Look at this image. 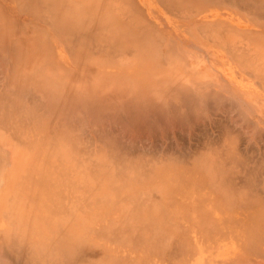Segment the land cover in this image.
I'll use <instances>...</instances> for the list:
<instances>
[{
	"label": "bare ground",
	"instance_id": "bare-ground-1",
	"mask_svg": "<svg viewBox=\"0 0 264 264\" xmlns=\"http://www.w3.org/2000/svg\"><path fill=\"white\" fill-rule=\"evenodd\" d=\"M162 1L171 7L162 5L168 13H174L181 0ZM75 3L0 0V218L8 225L2 231L0 221V264H124L110 260L109 250L96 248L98 242L122 245L142 238L145 245L165 246L146 249L162 253L163 264L170 263L164 257L175 258L172 248L182 242L184 249H176L179 256L180 252L193 254L198 264H254L249 258L239 261L244 253L264 259V186H257L259 180L251 184L249 171H242L248 161L237 155L238 140L229 129L231 124L223 127L228 129L222 143H209L194 152L176 141L133 145L141 139L132 135H140L142 129L151 131L159 121L174 127L200 117L211 108L208 100L221 98L218 92L201 79L187 83L188 76L167 80L146 74L147 69L162 65H180L182 55L147 20L140 23L142 31L130 17L134 11L128 13L119 0H105L106 6L92 8V12L88 8L79 12ZM203 3L231 7L238 16L245 15L264 28V0ZM188 9L182 10L187 14ZM26 16L33 22L26 25ZM232 37V31H226V38ZM258 39L264 45L263 38ZM237 49L232 50L234 54ZM243 49L248 55V46ZM63 51L76 72L59 66ZM129 68L134 76L126 73ZM136 69H143V74L139 70L138 75ZM103 70H113L115 75L106 80ZM152 120L158 121L151 125ZM111 123L121 126L129 138L105 133ZM258 129L254 123V131ZM26 156L34 165H28ZM229 162L242 167L237 172L245 175L243 183L236 181L237 172L234 175L233 168H228ZM167 168L177 173L166 174ZM193 169L200 174L193 172L190 183L186 182L185 171ZM170 176L177 177L173 188L164 183ZM142 183L144 189H138ZM174 196L179 201L175 205L177 228L170 233L160 203L168 204ZM208 196L215 197V203ZM203 198L208 202H202ZM190 199L189 220L180 214L184 215V202ZM233 209L244 213V218L231 219ZM109 212L117 213L113 222H109ZM120 213L127 219L119 220ZM141 215L142 220L135 219ZM182 222L190 226L189 232L183 231ZM69 226L81 232L71 234Z\"/></svg>",
	"mask_w": 264,
	"mask_h": 264
},
{
	"label": "crops",
	"instance_id": "crops-1",
	"mask_svg": "<svg viewBox=\"0 0 264 264\" xmlns=\"http://www.w3.org/2000/svg\"><path fill=\"white\" fill-rule=\"evenodd\" d=\"M56 1L58 3H61V2L63 3V1H69V2L72 1L73 3L76 2L75 4L77 5L82 4L81 6L78 5L77 7H75L76 5L74 4V8H78L79 12L81 9L87 10L86 8H88V10L92 12L94 8H99V7L102 8L106 6L105 0H99L98 5H97L98 0H94L96 2H94L93 0H90L92 2H90L89 0H85L86 2H84V0H80V1L79 0L77 1L76 0H63V1L56 0ZM119 1L121 2V4L124 5V7L126 8L125 10H129V12L127 11L128 13L134 11L132 14L130 13L131 14L130 17H133L134 21H136L138 27H140L142 31H143L142 28H144V26H141V24L144 25L145 24L144 22L147 20V22L150 24L152 23V25H154V27H156L157 30L161 34L170 38L171 40H174L179 48L184 49L190 52L191 54L195 55L197 59L192 64V67L194 70H196L202 75L201 81L203 85H205V83L211 84L212 87H214V89L218 92V95H220L224 99H229L230 101L232 100L233 103L247 104L255 108V112L249 113L248 116L250 120H254L255 122L259 123L258 130H260V132H258V130L256 131L258 132V134L260 133V135H258L257 132L253 131V133H250L249 136H247L248 138L247 143H244L243 141L244 136H242L243 134L241 132L240 126H236L233 124L232 128H229L230 126L228 125L227 127L231 130V133L234 136H238L239 142H238V146L236 147L237 149L236 152H238L239 154L237 153V155H239L240 158H242L241 154L244 155L242 158L243 160L244 159L246 160L247 158L246 161L248 162H245L244 160L245 163H243L244 165H242L243 167L242 171H245V172L249 171L248 172L249 178L250 177L252 178V179L250 178L251 184L256 185V183L259 180L258 182L259 185L257 186H260V184H263L261 186H264V182H263L264 171L261 170L259 173L257 172V175L254 174L256 173L255 170L258 171L264 168V133H263L264 132L263 130L264 129V50H263L264 45H262L260 41L258 42L259 40L258 38H263L264 40V28L256 26L257 24L253 23L252 21L249 20L250 22H248L246 19L240 18L239 16L238 17L237 16L226 17L225 16L226 12L221 10V8L219 7L217 8L214 6L210 7L208 6V4H204V3H203V6H204L203 7L202 6L203 0H200V3L197 2V0H181L182 2L180 1L179 4H177L176 8H173L175 15L172 12L170 13V11H169L170 14L168 13V9H170L171 7L169 5L163 4L164 2L162 0H140V1L139 0H128V1L119 0ZM158 1L160 2L158 3ZM100 3H102L103 6ZM132 3L135 5H133ZM90 4L93 6L89 7L91 6ZM128 5H130L131 7L133 6L135 7L131 8ZM162 5L163 6L165 5L166 8L168 7L169 8L166 10V8L163 7ZM185 6L189 8L187 11V14L183 11ZM4 7L5 9L8 8L7 10H10V8L7 5H5ZM191 9L193 11H191ZM176 12L179 13L178 15L180 17H181V14L184 13L183 14L184 16H182L183 18L176 17L177 15ZM79 16H80V13H79ZM29 20L32 21L31 18H28L27 16L23 18V21L25 22L26 25L29 24L30 22ZM209 26L211 27V29L209 28ZM199 27L200 29H198ZM212 27L214 28L213 30H212ZM202 28H205V30L203 29L204 31L202 32L203 35L201 34ZM207 29L210 31V33L209 31H206ZM221 30H222V34H220ZM226 31H232L233 33L232 39L228 40L226 38ZM205 33L206 34L209 33L210 35L209 34L206 35ZM257 34H259V36ZM254 38H256V41L253 40ZM240 43L241 45H239ZM247 46H248V49H247ZM258 46L259 48L261 47L260 51L259 49H257ZM237 47H239L244 53H242L239 48L238 49L240 50V53H238L239 50L237 49ZM243 47H245L248 50V55L246 54L247 51L245 52V49H243ZM233 49H237V52L235 50L236 52L235 54H234V51H232ZM230 51L233 52L232 53L233 55H230ZM236 55L237 56L240 55L238 57V59L240 58V60H237ZM61 56H62L61 57L62 59L58 60L59 61L58 63L60 64L59 66L64 68V70H66L67 72H76L77 69L75 65L73 64L72 60L69 58V56L66 55L65 53L61 54ZM251 64L253 66V71L249 70L252 67ZM139 70H141V75H142L143 69H136L137 74L139 73ZM126 73L128 75L134 76V70H130V68L126 71ZM261 79L263 80V82ZM139 83L140 82L137 81V84ZM141 83L143 84V81H141ZM231 117L233 118L234 121L241 120L240 116L235 113L234 114L221 113L215 116L214 119L216 120L215 121L216 130L219 133H221V135H225L226 130L228 128L223 130L222 125H220L217 122H220V121L228 122L231 120ZM173 134L177 135V132L174 131ZM185 135L191 136L193 135V133L191 131L190 133L187 131ZM258 160H259L258 162L259 164L263 163L262 164L263 166L260 164L262 168L260 167V165L258 166V163H257ZM229 163L231 164L229 165ZM229 163L227 164V166L229 169L233 168L232 172H234V175L236 174L235 172L237 171L239 172L242 168L238 166L239 170H237L238 167L236 165L238 163H235V162L234 163L229 162ZM250 165H252L253 170H251ZM253 166H257L256 169ZM235 167H236V171L234 170ZM246 167H247V170H244L246 169ZM165 171H166V174H169V175H175V173H177L176 172L177 169L175 168H171V169L167 168L165 169ZM238 172L236 174V181L238 183H243L242 178L245 175L244 176L242 175V177H240L241 175L238 176ZM192 174H193L192 170L185 171L184 180L186 182H189L191 180ZM259 176L261 178H259ZM239 177L241 178V180ZM255 180L257 182H255ZM164 183H167L170 188L171 187L173 188L174 186H176L175 184L177 183V177L170 176L168 178V182L165 181ZM143 186H144L143 183L140 184V186H138V189L143 190L145 187ZM262 198L264 200V196H262ZM209 199L213 201L214 203L216 201L215 197L212 198L210 196ZM204 200L208 202L207 198H203L202 202H205ZM176 202L179 203L176 196H174L173 198L169 199L168 204L166 202L160 203L162 219H165L170 222L169 227H166V229H168L170 233H173V231H175L177 228L176 227L177 226L176 224L177 213L175 210ZM169 204L171 205L168 206ZM191 204H192L191 199L185 200L184 205H183L185 207L183 210L184 215L180 214V217H183L184 219L188 217L189 220L192 218V205ZM218 204H220L221 207L223 206L220 201ZM167 208L168 210H166ZM229 211L227 212L229 213ZM207 212H208V209H207ZM230 213H231L230 215L231 219L240 220V219H243L245 216V215L242 216L244 213L237 212L234 209ZM108 215H109L108 218L110 219L109 222L111 221L113 222L117 218L116 212H109ZM126 219H127V216H125V214L120 213L119 220L124 221ZM135 219L142 220L143 216L141 215L139 218H135ZM131 220H133V218ZM210 222H209V227H214V224L212 225ZM94 226H96V224ZM181 226L184 232H189V229H191L190 226L185 223L181 224ZM131 227H134V225H131ZM203 227L206 228V226H203ZM67 228H69V231L71 232V234H74V235H78L81 232L79 227L69 226ZM98 243H99V246L96 245V248H102V249L109 250L110 260H120L124 264H163L162 262L163 255H161L162 253L160 252L155 253L152 250L151 251L146 250V249L159 250V248L161 247L164 248L165 246L161 245L160 243L158 245H161V246H158L156 244L149 245L148 243L145 245L146 241L144 240V238L139 240V242L137 243L134 241L133 242L127 241L126 243L122 245H117L113 242H105V241L98 242ZM182 244H186V243L182 242ZM182 244H179L180 247L176 246L172 248L175 250L174 252H172V255H173L172 257L173 258L175 257L173 260L170 259L171 256H169V258L164 257L166 260L170 262L167 264H178V263L179 264H198L195 262L197 260H196V257L195 258L193 257L194 256L193 254L191 256L190 255L188 256L187 254L183 255L184 252H180L181 257L179 256V252H177L176 249L177 248L184 249V247L181 246ZM188 244H190L191 246L190 249H191L193 247L192 245L193 242L190 241L188 242ZM175 254L176 255L178 254L177 255L178 258L177 256H175ZM248 257L252 260L251 262H253L254 264L264 263V259L260 257H254V256L252 257L251 255L246 256V253H244L243 256L241 254L239 261H242V260L244 261V259H247ZM204 262H207V258L204 259Z\"/></svg>",
	"mask_w": 264,
	"mask_h": 264
},
{
	"label": "rangeland",
	"instance_id": "rangeland-1",
	"mask_svg": "<svg viewBox=\"0 0 264 264\" xmlns=\"http://www.w3.org/2000/svg\"><path fill=\"white\" fill-rule=\"evenodd\" d=\"M223 11H225V16L226 17H230V16H237L238 14L237 12H235L231 7H227L224 9H221ZM187 17V16H186ZM240 18H244L247 21L250 20L249 17H246L245 15H240ZM250 22V21H248ZM156 28V27H155ZM157 29V28H156ZM160 33V32H159ZM161 34V33H160ZM161 36L167 40V43L171 45V47L177 50V52L179 53L180 56V65L178 66H174L173 68L171 66L168 65H162L160 66L158 69L156 70H151V69H147L145 71V73L147 74L148 72L151 74L157 75L158 77L162 78V79H167L169 80V78H183V77H187V83H195L197 81H199L200 79L202 80V75L197 72L196 70L193 69L192 64L194 63V61L197 59V57L193 54H191L190 52L181 49L178 47V45L176 44V42L174 40H171L170 38L164 36L163 34H161ZM65 52H61L60 54H64ZM198 56V55H197ZM62 56L60 55L59 59ZM181 74V75H180ZM101 75L103 77L106 78V80L109 79L110 76L115 75V72L113 70L110 71H106L103 70V72H101ZM99 84L95 85L98 86ZM219 97H221L220 95H218ZM220 101H219V100ZM222 99V100H221ZM209 102V106L211 107L210 109H208L207 111H204L202 113V115L200 117L198 116H193L190 119L189 123L184 124H179L177 123L174 127L170 126L168 123L163 122V121H159L158 120H152L151 121V125L154 124V127L151 131L142 129V132L140 135H132L133 137H137V139H141V140H137L134 142L133 145L138 146L141 142L147 143V145L150 144V146H157V145H164L166 142L168 144L170 143H174V141H176L178 144L183 145L185 144L186 147H188L190 149V152H194L195 150H197L198 148H202L205 147L207 144H211L212 146L218 145L220 143H222L223 141V135H221V133H219L216 130V125H215V116L217 114H221V113H226V114H238L241 118L240 121H232V117L231 120L226 122H217L220 125H222V129L225 130L226 128H223L224 125L227 124H231L232 125H236V126H240L241 127V132H242V136L243 137V141L244 143H247V136H249L250 133H253L254 131V123H256L259 126V123L255 122L254 120H247V118H249L248 114L255 112V108H253L250 105L247 104H237V103H233V101L229 100V99H224V98H211ZM109 126V125H107ZM105 126V128H107L105 131V133H118V135L120 137H122L123 133L120 127H117L119 125L113 124L111 123L110 127ZM78 127V126H77ZM171 127V129H170ZM78 129H80V133L82 136H85V132H83L82 127H78ZM111 129V130H108ZM122 130V131H121ZM176 131V134H173V132ZM190 131L193 133V135H185L186 132ZM252 131V132H251ZM223 132V131H222ZM256 132V131H255ZM171 133V135H170ZM233 135V134H232ZM123 136H127V135H123ZM234 136V135H233ZM129 138V133L128 136ZM88 138V137H87ZM235 138L238 140V136H235ZM89 139H92V137H89ZM121 140V139H120ZM125 142V140H123ZM122 142V140H121ZM239 142V140H238ZM124 145L127 146H132V144L129 143H124ZM20 155L23 153V151H19ZM26 155V152H24ZM29 156H26L25 160L28 161V165H34V162L31 160V158ZM177 166H180V164H176ZM180 168V167H179ZM192 172L195 173H199L200 174V170L199 169H193ZM177 175V174H176ZM197 178V177H196ZM243 178H242V182H243ZM241 184V183H239ZM35 215H37V213H34ZM33 214V215H34ZM1 221V228L4 230V228H6L8 225L7 223H5L2 218H0ZM249 258V257H248ZM247 258V260H249ZM245 261V259H244ZM250 261H252L250 259ZM253 263V262H252Z\"/></svg>",
	"mask_w": 264,
	"mask_h": 264
}]
</instances>
